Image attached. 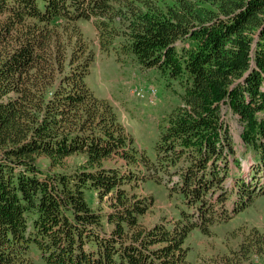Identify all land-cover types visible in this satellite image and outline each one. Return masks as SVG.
<instances>
[{
	"label": "trees",
	"instance_id": "trees-1",
	"mask_svg": "<svg viewBox=\"0 0 264 264\" xmlns=\"http://www.w3.org/2000/svg\"><path fill=\"white\" fill-rule=\"evenodd\" d=\"M84 22L100 53L182 88L150 154L92 92ZM148 184L171 204L152 224ZM261 196L264 0H0V264H193L192 232ZM238 235L195 264L264 258V229Z\"/></svg>",
	"mask_w": 264,
	"mask_h": 264
},
{
	"label": "rangeland",
	"instance_id": "rangeland-1",
	"mask_svg": "<svg viewBox=\"0 0 264 264\" xmlns=\"http://www.w3.org/2000/svg\"><path fill=\"white\" fill-rule=\"evenodd\" d=\"M83 29L96 52V59L88 77L92 92L97 98L107 100L114 106L119 118L135 138L139 150H145L150 154L158 135L157 125L164 115L180 105L182 88L176 82H167L163 76L156 74L155 70L140 69L136 62L125 59L124 56L119 59L114 52L100 53L92 25L84 22ZM149 86L155 87L157 91L155 100H150L147 95L146 97L135 95L136 87L145 90ZM226 120L238 155L241 156L244 150L240 137L241 126L232 116L226 117ZM81 160L82 157L77 156L71 158L69 162L76 165ZM242 160L247 171L251 161L244 158ZM160 188L148 184L145 185V191H142L154 197V205L148 212L147 224L170 214V201ZM251 228L264 229V196L252 200L248 206L238 211L227 225L213 228L212 234L204 235L197 230L192 232L186 240V245L190 248L188 261L195 264L198 259L205 263L204 260L207 258L226 251V244L235 248L239 240L237 234ZM34 262L45 264L39 258H35ZM256 264H264V258L259 259Z\"/></svg>",
	"mask_w": 264,
	"mask_h": 264
},
{
	"label": "bare ground",
	"instance_id": "bare-ground-1",
	"mask_svg": "<svg viewBox=\"0 0 264 264\" xmlns=\"http://www.w3.org/2000/svg\"><path fill=\"white\" fill-rule=\"evenodd\" d=\"M148 96L149 95V99L150 100H155L156 96H157V91L155 89V87L153 86H149L147 89H143L141 88V96Z\"/></svg>",
	"mask_w": 264,
	"mask_h": 264
},
{
	"label": "built area",
	"instance_id": "built-area-1",
	"mask_svg": "<svg viewBox=\"0 0 264 264\" xmlns=\"http://www.w3.org/2000/svg\"><path fill=\"white\" fill-rule=\"evenodd\" d=\"M134 91H135V95L136 96H138V97H146V96H141V88L136 87ZM148 97H149V95H148Z\"/></svg>",
	"mask_w": 264,
	"mask_h": 264
}]
</instances>
